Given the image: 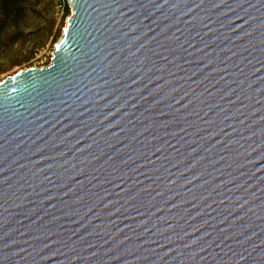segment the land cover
<instances>
[{"label":"water","instance_id":"1","mask_svg":"<svg viewBox=\"0 0 264 264\" xmlns=\"http://www.w3.org/2000/svg\"><path fill=\"white\" fill-rule=\"evenodd\" d=\"M67 2L0 82V264H264V0Z\"/></svg>","mask_w":264,"mask_h":264},{"label":"rangeland","instance_id":"2","mask_svg":"<svg viewBox=\"0 0 264 264\" xmlns=\"http://www.w3.org/2000/svg\"><path fill=\"white\" fill-rule=\"evenodd\" d=\"M67 0H31L18 24L0 19V82L20 70L51 63L72 10Z\"/></svg>","mask_w":264,"mask_h":264},{"label":"trees","instance_id":"3","mask_svg":"<svg viewBox=\"0 0 264 264\" xmlns=\"http://www.w3.org/2000/svg\"><path fill=\"white\" fill-rule=\"evenodd\" d=\"M31 0H0V19H4L6 23L18 24L19 20L30 7ZM68 5V4H67ZM67 11L69 7L66 6Z\"/></svg>","mask_w":264,"mask_h":264},{"label":"built area","instance_id":"4","mask_svg":"<svg viewBox=\"0 0 264 264\" xmlns=\"http://www.w3.org/2000/svg\"><path fill=\"white\" fill-rule=\"evenodd\" d=\"M66 6H67V5L65 4V1H64V3H63V9H65V8H66Z\"/></svg>","mask_w":264,"mask_h":264}]
</instances>
